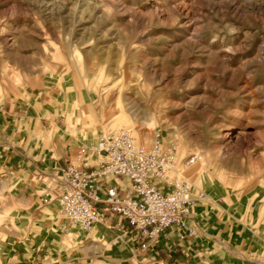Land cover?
<instances>
[{
	"label": "rangeland",
	"instance_id": "1",
	"mask_svg": "<svg viewBox=\"0 0 264 264\" xmlns=\"http://www.w3.org/2000/svg\"><path fill=\"white\" fill-rule=\"evenodd\" d=\"M34 101L89 139L159 135L174 177L261 199L264 213V0H0V112ZM7 183L0 264H137L114 225L96 239L56 200L32 214ZM41 226L60 240L38 259Z\"/></svg>",
	"mask_w": 264,
	"mask_h": 264
},
{
	"label": "crops",
	"instance_id": "2",
	"mask_svg": "<svg viewBox=\"0 0 264 264\" xmlns=\"http://www.w3.org/2000/svg\"><path fill=\"white\" fill-rule=\"evenodd\" d=\"M42 108L34 101L0 112V179L8 182L16 196L22 195L21 200L30 203L32 214L41 205H47L45 199L49 203L55 200L54 180L60 170L67 162L75 165L78 149L92 143L97 135L89 139L72 134L67 131V121L61 131L46 113H40ZM110 184L127 186L119 180H110ZM192 188L193 195L198 190L206 194L205 199L194 205L188 223L195 228L194 234L172 229L155 240L140 241L135 233L123 236L121 223L117 219L112 222L120 232L130 261L137 264H264L255 260L264 250V213L257 211L261 199L240 198L233 191L208 183L200 189ZM41 212L47 218L51 210L45 208ZM123 228L129 230L125 224ZM98 229L102 236L103 229ZM35 233L39 245L34 256L39 259L46 251L56 253L52 247L60 237H56L53 227L41 226Z\"/></svg>",
	"mask_w": 264,
	"mask_h": 264
},
{
	"label": "built area",
	"instance_id": "3",
	"mask_svg": "<svg viewBox=\"0 0 264 264\" xmlns=\"http://www.w3.org/2000/svg\"><path fill=\"white\" fill-rule=\"evenodd\" d=\"M176 165L174 150L159 135L144 146L128 129L101 132L78 149L76 164L67 162L55 178L59 214L86 233L101 225L111 227L117 219L123 236L135 233L140 241L155 240L172 229L194 234L188 223L194 205L206 194L198 190L193 195L190 183L174 177Z\"/></svg>",
	"mask_w": 264,
	"mask_h": 264
},
{
	"label": "bare ground",
	"instance_id": "4",
	"mask_svg": "<svg viewBox=\"0 0 264 264\" xmlns=\"http://www.w3.org/2000/svg\"><path fill=\"white\" fill-rule=\"evenodd\" d=\"M97 229H98V227H96L95 229H93V231H96ZM95 237H96V239H99L101 237V234L98 233ZM78 238H79V236H78ZM82 241H83V238L81 237L80 240H79V242H82Z\"/></svg>",
	"mask_w": 264,
	"mask_h": 264
}]
</instances>
